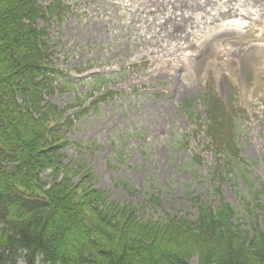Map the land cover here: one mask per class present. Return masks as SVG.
<instances>
[{
    "label": "rangeland",
    "instance_id": "374dc122",
    "mask_svg": "<svg viewBox=\"0 0 264 264\" xmlns=\"http://www.w3.org/2000/svg\"><path fill=\"white\" fill-rule=\"evenodd\" d=\"M63 1L75 13L40 25L51 36L54 83L46 98L69 121L63 129L70 142L64 163L84 160L111 200L143 205L156 218L170 214L195 221L200 205H220L218 187L241 216L250 186L240 172L220 179L210 151L198 163L194 155L203 135L192 131L204 119L201 102L209 81L226 102L236 92L246 161L240 170L261 191L264 0ZM242 37L245 44L223 42ZM154 198L161 200L157 212Z\"/></svg>",
    "mask_w": 264,
    "mask_h": 264
},
{
    "label": "trees",
    "instance_id": "16d2710c",
    "mask_svg": "<svg viewBox=\"0 0 264 264\" xmlns=\"http://www.w3.org/2000/svg\"><path fill=\"white\" fill-rule=\"evenodd\" d=\"M55 14L63 18L60 4L0 0V264H264V188L240 170L236 117L212 88L205 150L216 154L220 179L240 172L249 183L241 216L218 187L220 205H200L195 221L156 218L111 200L84 160L64 163L69 121L46 98L51 38L39 23ZM150 202L157 212L161 200Z\"/></svg>",
    "mask_w": 264,
    "mask_h": 264
}]
</instances>
